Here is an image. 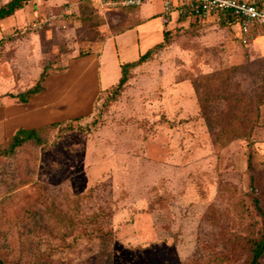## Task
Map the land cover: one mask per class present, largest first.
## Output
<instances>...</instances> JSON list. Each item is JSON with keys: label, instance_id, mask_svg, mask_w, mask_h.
Returning a JSON list of instances; mask_svg holds the SVG:
<instances>
[{"label": "rangeland", "instance_id": "1", "mask_svg": "<svg viewBox=\"0 0 264 264\" xmlns=\"http://www.w3.org/2000/svg\"><path fill=\"white\" fill-rule=\"evenodd\" d=\"M81 1H32L0 20L1 97L66 71L132 22V7ZM161 6L152 0L146 11ZM51 11H67L65 27L34 25ZM160 44L119 90L103 62L91 114L0 152V256L9 263L249 264L263 223L253 199L264 207V104L257 111L253 99L264 35L243 46L227 25L189 19L165 24ZM148 49L133 28L104 54L117 64Z\"/></svg>", "mask_w": 264, "mask_h": 264}, {"label": "crops", "instance_id": "2", "mask_svg": "<svg viewBox=\"0 0 264 264\" xmlns=\"http://www.w3.org/2000/svg\"><path fill=\"white\" fill-rule=\"evenodd\" d=\"M38 1L39 0H35L32 5L35 6ZM74 1H76V3H80L79 0ZM114 1L115 0L110 1L109 4ZM151 1L152 0H141L139 4L128 5L127 7H132L134 11H130L131 13H128L129 15L127 16V20H132V22L127 28L108 37L100 51L97 49V52L93 48V50L87 55L76 56L70 60L66 71L47 75L42 82L43 89L34 94L28 102L22 103L18 102L17 99L12 100L7 97L0 96V138H3L0 144L5 142L6 139L22 127L39 128L54 122L80 118L91 114L95 106V101L99 93L102 91L100 71L102 66L104 68L103 62H108V64L110 61L113 62L112 65H106L104 78L107 81H109L115 73V79L119 81L122 74L121 65L132 62L118 61L117 64H114L117 61L116 58H112L111 60L110 58L105 59L104 52L108 43L113 40H117V38L126 30L133 28H135L137 35H139V33L143 34L146 47H149L148 50L163 41L165 27L161 15L163 11V0H161V8H159V11L156 12H152V10L146 11L147 5H149V2ZM48 2L55 3V0H48ZM262 3V8L264 9V0ZM27 6L28 5L25 7ZM157 13L159 17L156 19H159L162 24V32L156 31L155 27L157 28V24L152 23L151 21L153 20L152 18H155L154 16H156ZM177 21L180 20L177 19ZM209 21L221 22L214 20L203 22ZM229 28L232 33H236L234 36L239 35L240 30L238 25L233 24ZM255 41H257V39L251 43L253 44ZM145 53L141 52L140 56ZM113 85H111V87Z\"/></svg>", "mask_w": 264, "mask_h": 264}, {"label": "built area", "instance_id": "3", "mask_svg": "<svg viewBox=\"0 0 264 264\" xmlns=\"http://www.w3.org/2000/svg\"><path fill=\"white\" fill-rule=\"evenodd\" d=\"M140 2L141 0H115L110 4L122 7ZM66 14L67 11H51L34 25L43 23L52 26L62 22L65 27L66 23L62 18ZM161 15L164 24L177 21L183 16L198 18L200 21H221L225 17L235 19L240 30V39L245 45L264 35V9L260 6V0H163Z\"/></svg>", "mask_w": 264, "mask_h": 264}, {"label": "trees", "instance_id": "4", "mask_svg": "<svg viewBox=\"0 0 264 264\" xmlns=\"http://www.w3.org/2000/svg\"><path fill=\"white\" fill-rule=\"evenodd\" d=\"M32 1H35V0H8L6 3H4L0 6V20L14 15L18 10L22 9L24 6H26L28 3L32 2ZM79 1H80V3H82L81 0H79ZM262 1L263 0H260V6H263ZM83 13H84V11H82V9H81L80 14H83ZM185 19L194 20L195 18H188L187 16H183V17L179 18V20H185ZM196 20L200 21L198 18ZM235 22H236L235 19L230 20L229 18L225 17L221 20L220 23H223L224 25L231 27L233 24H235ZM233 34L235 35L236 33L233 32ZM235 38L243 46H250L252 44V43H250L248 45L243 44L239 35L235 36ZM156 46L157 47L161 46V44H157ZM91 51H88V53H90ZM88 53L83 52V53L79 54L78 56H84V55H87ZM152 53H153V50L150 49L145 54L141 55L138 60L122 64L121 65V73H122L121 77H120L118 83L113 85L111 88H115L116 90H119L120 88H122L127 81V72L129 70V68L135 67L138 64V62L147 60L151 56ZM46 76L43 74L41 79H39V82L36 86L31 87L30 89H28L27 91H24L22 93H18L16 95H11V96L17 97L18 102H22V103L28 102V100L34 94L40 92L43 89L42 82ZM263 82H264V78H263ZM253 100H254V104L256 106L257 111H259V108L264 104V83H263V86H261V91H259L256 94V96ZM69 120H72V119H69ZM69 120L54 122V123H51L49 125L39 127V128H23V127L19 128L12 136H10L8 139H6L9 146L0 152L7 153V154L13 153L17 147L22 146L27 141H30L33 139L36 140L37 142L41 143L42 141L39 138L41 131H43L44 129H47L49 127H55L58 125L65 124ZM248 137L250 138V134L248 136L246 134H244L242 136L240 135L238 137H231V138L229 137V138L230 139H232V138L236 139V138H248ZM249 167H252L251 161L249 162ZM251 187L253 188V194H255L254 185L252 184ZM253 204L255 205L256 209L258 210V213L262 216L263 223H262L261 237H259L256 240H252L250 243L251 244V248H250L251 254L249 256V264H264V207L262 206L260 198L257 195L253 199ZM0 264H12V263H9L6 259H4L3 257L0 256Z\"/></svg>", "mask_w": 264, "mask_h": 264}]
</instances>
